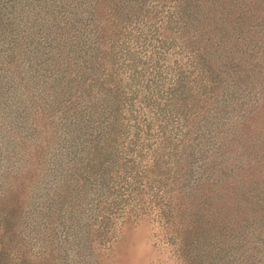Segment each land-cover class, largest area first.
I'll list each match as a JSON object with an SVG mask.
<instances>
[{
    "label": "rangeland",
    "instance_id": "374dc122",
    "mask_svg": "<svg viewBox=\"0 0 264 264\" xmlns=\"http://www.w3.org/2000/svg\"><path fill=\"white\" fill-rule=\"evenodd\" d=\"M0 264H264V0H0Z\"/></svg>",
    "mask_w": 264,
    "mask_h": 264
}]
</instances>
